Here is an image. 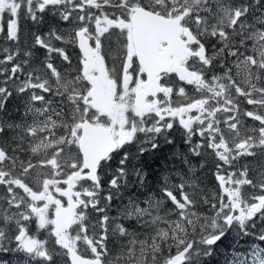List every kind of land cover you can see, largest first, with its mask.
<instances>
[{"label":"snow or ice","instance_id":"1","mask_svg":"<svg viewBox=\"0 0 264 264\" xmlns=\"http://www.w3.org/2000/svg\"><path fill=\"white\" fill-rule=\"evenodd\" d=\"M218 255L264 264V0H0V264Z\"/></svg>","mask_w":264,"mask_h":264},{"label":"trees","instance_id":"2","mask_svg":"<svg viewBox=\"0 0 264 264\" xmlns=\"http://www.w3.org/2000/svg\"><path fill=\"white\" fill-rule=\"evenodd\" d=\"M229 244H230V240L225 241L224 244L222 245V247L228 248ZM222 259H223V257H221L219 255L216 257H213L211 264H221Z\"/></svg>","mask_w":264,"mask_h":264}]
</instances>
